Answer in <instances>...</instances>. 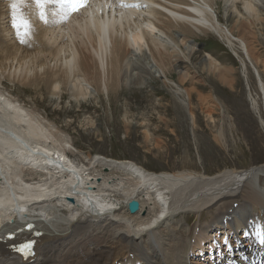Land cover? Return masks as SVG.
Returning <instances> with one entry per match:
<instances>
[{
  "label": "bare ground",
  "instance_id": "obj_1",
  "mask_svg": "<svg viewBox=\"0 0 264 264\" xmlns=\"http://www.w3.org/2000/svg\"><path fill=\"white\" fill-rule=\"evenodd\" d=\"M221 1L223 21L213 0H87L78 12L0 0V86L6 80L52 97H98L140 71L179 93L169 70L182 78L189 62L231 85L228 68L187 37L214 33L239 45L243 59L233 54L244 75L249 64L264 99L246 40L226 25L230 14L240 16L239 1L251 18L264 14V0ZM14 3L18 21L29 25L27 36L18 38L11 26ZM0 141H16L0 146V264H28L9 248L16 242L4 239L19 215L49 230L31 264H264V163L211 176L188 168L151 172L88 154L76 164L65 157L76 155L69 136L1 89ZM132 199L139 202L135 214L126 209Z\"/></svg>",
  "mask_w": 264,
  "mask_h": 264
},
{
  "label": "rangeland",
  "instance_id": "obj_2",
  "mask_svg": "<svg viewBox=\"0 0 264 264\" xmlns=\"http://www.w3.org/2000/svg\"><path fill=\"white\" fill-rule=\"evenodd\" d=\"M213 4L223 21V2L213 0ZM242 6L239 1L240 16L230 14L226 25L246 40L264 84V14L250 18ZM187 37L228 68L231 85L224 84L218 73L194 68L189 62L182 78L169 70L168 78L178 85L179 93L162 79L140 71L119 90L107 94L100 90L98 97L66 92L52 97L43 89L39 92L6 80L0 89L67 134L74 145L71 149L79 155L71 158L77 162H86L88 154L132 161L151 172L188 168L206 176L264 163V99L248 63L244 75L239 45L229 46L214 33Z\"/></svg>",
  "mask_w": 264,
  "mask_h": 264
},
{
  "label": "snow or ice",
  "instance_id": "obj_3",
  "mask_svg": "<svg viewBox=\"0 0 264 264\" xmlns=\"http://www.w3.org/2000/svg\"><path fill=\"white\" fill-rule=\"evenodd\" d=\"M18 3L23 4L24 0H18ZM36 8H43L45 5L57 4L58 6H66L71 12H78L87 5V0H34ZM17 4L12 5V28L16 31L18 38L23 35L27 36L29 34V25L23 19L19 20L16 16ZM40 17L43 18L44 13L41 12ZM24 30L23 32L21 30ZM21 43H24L23 39L20 40ZM28 248L31 245L27 246Z\"/></svg>",
  "mask_w": 264,
  "mask_h": 264
},
{
  "label": "water",
  "instance_id": "obj_4",
  "mask_svg": "<svg viewBox=\"0 0 264 264\" xmlns=\"http://www.w3.org/2000/svg\"><path fill=\"white\" fill-rule=\"evenodd\" d=\"M71 201V200H70ZM129 213L133 214L138 210V203L136 201H130L127 205Z\"/></svg>",
  "mask_w": 264,
  "mask_h": 264
}]
</instances>
